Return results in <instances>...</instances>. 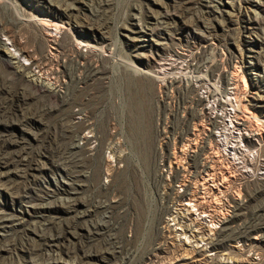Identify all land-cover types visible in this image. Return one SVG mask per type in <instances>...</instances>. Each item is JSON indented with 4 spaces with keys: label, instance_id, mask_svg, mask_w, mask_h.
Wrapping results in <instances>:
<instances>
[{
    "label": "rangeland",
    "instance_id": "rangeland-1",
    "mask_svg": "<svg viewBox=\"0 0 264 264\" xmlns=\"http://www.w3.org/2000/svg\"><path fill=\"white\" fill-rule=\"evenodd\" d=\"M13 50L25 52L22 68ZM177 51L182 63L160 87L155 69ZM173 73L222 85L236 74L249 89L243 107L263 120L264 0H0V264H264L254 239L263 184L216 232L213 258L161 229L173 190L160 174L158 124L173 159L200 128L193 101L203 105ZM206 152L181 164L201 166Z\"/></svg>",
    "mask_w": 264,
    "mask_h": 264
},
{
    "label": "built area",
    "instance_id": "built-area-1",
    "mask_svg": "<svg viewBox=\"0 0 264 264\" xmlns=\"http://www.w3.org/2000/svg\"><path fill=\"white\" fill-rule=\"evenodd\" d=\"M178 54L179 51L170 53L162 59L163 62L158 63L155 75L160 87L166 84L167 74L170 72L168 70L182 63L178 61ZM182 75V73L179 75L173 73L169 82L173 79L180 83L192 80V84L197 88V98L203 101V105L193 101L190 109L198 113L201 124L200 128L194 129V138L187 139V144L183 143L180 146L179 153L176 148L174 149L172 153L174 160L165 156L167 153L165 147L168 138L170 139V136L166 135L168 132L165 129L166 122L161 120L158 124L160 174L164 185L170 186V190H173V202L163 216L161 229L179 242L175 234L185 239L182 228L187 227L191 232L187 231L189 237L195 234L203 237L201 249L203 252H208L207 256L213 252L209 255L213 258L220 253L210 250L207 243L209 238L215 231L223 232L231 226L230 222L236 215V206L241 205L244 191L251 184L264 185V119L259 120L255 113L244 109L243 100L246 99L249 89L245 81L240 85L236 74L227 76L224 85L219 78L211 82L209 78L200 81L196 76V78L191 75L181 78ZM187 78L189 79L186 80ZM160 92L159 96L162 97V91ZM192 145L196 146L195 151ZM201 149L207 151L204 160L208 161L207 164L204 161L201 166L194 167H189L190 164L189 166L181 164L183 157L193 161L200 155ZM211 159L216 161V170L225 172L233 181L228 192L222 194L220 198L211 193V189L218 186L213 174L216 170L210 165ZM164 195L166 194L163 191L161 197ZM209 199L211 202L208 201ZM185 207L189 208V214L186 213ZM200 216L202 219L199 218ZM254 239L264 241V234H256ZM245 244H249L245 248L252 247L251 243ZM229 247L234 253H241L244 250V246L236 247V239L232 240ZM225 254L221 260L226 258V261H234L229 253ZM248 257L251 263H258L261 259L258 253H251Z\"/></svg>",
    "mask_w": 264,
    "mask_h": 264
},
{
    "label": "bare ground",
    "instance_id": "bare-ground-1",
    "mask_svg": "<svg viewBox=\"0 0 264 264\" xmlns=\"http://www.w3.org/2000/svg\"><path fill=\"white\" fill-rule=\"evenodd\" d=\"M49 25H51V29H53L54 31V33H55V31H57V32H62L63 30H62V28H64L63 27V25L62 24H59L58 22H52L51 24H49ZM65 26V25H64ZM150 27V26H149ZM155 32V31H154ZM148 34V33H147ZM149 35V34H148ZM147 35V36H148ZM53 36V35H52ZM148 38H149V36H148ZM155 38V37H154ZM150 40V39H149ZM80 44V43H79ZM78 44V45H79ZM89 44V43H88ZM87 43L86 44H80L79 45V47L80 48H83L84 46H86V47H90V45H88ZM91 44V43H90ZM6 47V46H5ZM8 48V47H7ZM7 58H8V60H10V61H12L14 64H16V66L18 67V68H22L23 66V58H26V54H25V52L24 51H16V50H13V51H9V52H7ZM51 72V73H50ZM55 72L54 71H49V76L50 75H53ZM36 74H31V76H29L30 77V81H32L35 85H36V87L38 88V89H40V90H42L43 88H45V87H49V85L47 86V82L45 81V79L46 78H43L42 77V75L40 74V75H37V76H35ZM35 76V77H34ZM173 81L174 80H172L171 82L173 83ZM241 83V82H240ZM57 87H56V85H55V87H50V89H52L54 92H57V89H56ZM244 109H246L245 107H244ZM249 110V109H248ZM245 111V110H244ZM192 147H193V151H194V148L196 147V146H193L192 145ZM185 150V149H184ZM184 155L186 154V152H182ZM209 161H211V163H210V165L212 166V168L214 169V170H216V161L214 160V159H211V160H209ZM208 162V161H207ZM209 165V166H210ZM213 174H214V176H215V180H217V182H218V186L216 187V188H213V189H211V193L214 195V196H216V197H221L222 196V194H225V193H227L228 192V190L231 188V185H232V183H233V181H232V179H230L226 174H225V172H223V171H221V170H216V171H213ZM221 184L223 185V186H221ZM209 202H211V200L209 199L208 200ZM189 208H187V207H185V210L187 211L186 213H190L189 212V210H188ZM199 216V215H198ZM180 218V217H179ZM199 218H201L202 219V217L200 216ZM180 221H181V219H180ZM196 221V220H195ZM198 221V220H197ZM200 224H201V222H200ZM185 228V229H184ZM184 228H182V233L185 235V239H183L180 235H178L177 234V236H178V238L180 239V241L183 243V244H186V245H189V246H192V247H197V248H201L203 245L201 244L202 242H203V237H201L199 234H195V235H193V236H188L187 235V231L188 232H190L188 229H187V227H184ZM218 231V230H217ZM217 231H215L214 232V235L216 234V232ZM191 233V232H190ZM214 235L213 236H211V238H209V241L207 242L208 244H210V243H212L211 241L213 240V238H214ZM229 263V262H228ZM230 264H233V263H231L230 262Z\"/></svg>",
    "mask_w": 264,
    "mask_h": 264
}]
</instances>
